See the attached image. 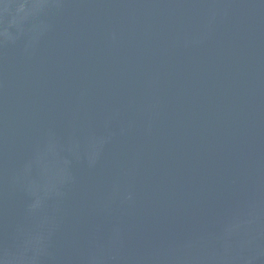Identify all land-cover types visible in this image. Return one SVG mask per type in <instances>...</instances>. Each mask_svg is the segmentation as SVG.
I'll list each match as a JSON object with an SVG mask.
<instances>
[{
	"label": "water",
	"instance_id": "1",
	"mask_svg": "<svg viewBox=\"0 0 264 264\" xmlns=\"http://www.w3.org/2000/svg\"><path fill=\"white\" fill-rule=\"evenodd\" d=\"M0 264H264V0H0Z\"/></svg>",
	"mask_w": 264,
	"mask_h": 264
}]
</instances>
